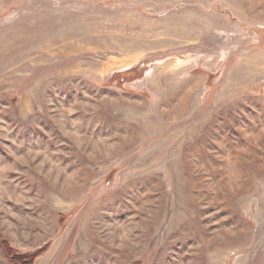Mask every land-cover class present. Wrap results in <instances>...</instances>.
<instances>
[{
    "label": "rangeland",
    "instance_id": "374dc122",
    "mask_svg": "<svg viewBox=\"0 0 264 264\" xmlns=\"http://www.w3.org/2000/svg\"><path fill=\"white\" fill-rule=\"evenodd\" d=\"M264 264V0H0V264Z\"/></svg>",
    "mask_w": 264,
    "mask_h": 264
},
{
    "label": "trees",
    "instance_id": "16d2710c",
    "mask_svg": "<svg viewBox=\"0 0 264 264\" xmlns=\"http://www.w3.org/2000/svg\"><path fill=\"white\" fill-rule=\"evenodd\" d=\"M3 247L7 256L12 260V262H15L16 264H33L35 259L39 256V254L35 256L29 254L16 255L13 249L7 243H4Z\"/></svg>",
    "mask_w": 264,
    "mask_h": 264
}]
</instances>
